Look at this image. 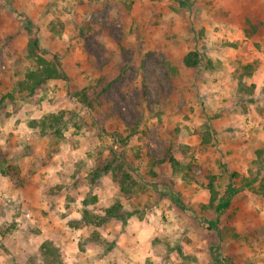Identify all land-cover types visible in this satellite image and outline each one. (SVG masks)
I'll return each mask as SVG.
<instances>
[{"label":"rangeland","instance_id":"obj_1","mask_svg":"<svg viewBox=\"0 0 264 264\" xmlns=\"http://www.w3.org/2000/svg\"><path fill=\"white\" fill-rule=\"evenodd\" d=\"M212 5L215 0H0V264H45L39 247L47 240L67 264L60 235L46 238L31 221L32 213L52 205L50 198L60 194L67 208L81 200L95 206L74 218L68 217L70 211L58 216L79 235L65 245L71 255L97 249L104 259L114 248L120 251L115 243L119 228L113 224L122 220L101 222L105 210L117 204L121 217L134 214L146 220L143 245L156 250L148 251L153 254L145 264H264L259 257L264 211L216 209L226 198H244L245 208L264 200V149L255 150L251 164L245 162L250 166L242 176V167L233 168L228 160L233 151L221 144L230 137L220 140L224 136L213 126L226 119L227 113L218 109L231 103L237 107L238 125H257L264 98L247 102L243 78L234 81L242 73L238 47L227 35L206 34L202 23H211L206 15H213ZM34 36L43 58L57 56L66 80L48 81L29 97L12 89L34 65L23 52ZM192 51L199 53V63L184 68L182 59ZM227 60L233 63L232 73L221 66ZM228 72L232 81L227 77L222 82L218 74ZM96 86L103 92L93 110L72 96ZM22 107L32 109L27 118L62 110L72 115L62 137H43L47 145H36L42 138L34 130V139L27 134L18 143L5 120L15 118ZM238 137L233 133L230 143L242 144ZM115 154L122 155L136 183L127 195L111 173L90 181L91 172ZM61 155L66 160L59 164ZM9 159L15 160L19 175H5ZM231 185L245 188L246 194L224 198ZM155 254L159 260H150ZM97 260L89 264L104 263Z\"/></svg>","mask_w":264,"mask_h":264},{"label":"crops","instance_id":"obj_2","mask_svg":"<svg viewBox=\"0 0 264 264\" xmlns=\"http://www.w3.org/2000/svg\"><path fill=\"white\" fill-rule=\"evenodd\" d=\"M213 9L211 12L213 15L208 17L206 15V19L211 21V23L204 24L202 23L203 28H205L206 34L208 36L212 37H223L227 35V39L230 42H233V46L238 47L237 51L242 56L240 59L241 65H253V70L251 71L250 76H242L243 82L247 85L249 89L248 95H245L244 97L247 102L249 100H258L260 101L261 98H264V94L262 93L263 85H264V0H215V5H212ZM213 11H217L218 13L215 14ZM209 13V12H208ZM213 26L219 27L217 31ZM224 60V59H222ZM230 60L222 61L221 66L222 67H228L230 68V72L234 70L233 63L229 65ZM219 77H221V81H225V79L228 77L232 81V75L221 73V75L218 74ZM240 75L237 76V78L234 81H238ZM234 82H232L233 84ZM234 88V87H233ZM220 89V87H219ZM235 91V88H234ZM220 94L223 93V91H218ZM238 91L234 92V95ZM228 93L225 94V96ZM243 95V94H241ZM242 97V96H241ZM239 97V98H241ZM258 101V102H259ZM251 105L247 104L244 108L249 109ZM259 106H264L263 102L259 103ZM236 110L237 107L231 104H225L223 107L218 109L220 113H227L226 119L220 118L218 121L214 122L216 126L213 124L215 129L217 131H220V137L224 136L223 139L225 140L228 137L232 140V134L234 133L237 137L240 136L239 140L243 141L242 144H238L232 141L230 143V140L228 139L227 142L221 143L227 144V150H232L233 153L229 154V159L231 161L230 164H232L233 168H239L240 166L242 169H240L239 172H242V176H247V167L250 166L252 160H255L256 158L254 152L257 149H264V114H259V120L257 122V125H253L251 128H243L239 124V119H236L235 117L238 116L237 113H233V110ZM29 110V111H28ZM32 109L31 107L29 109H25V107L21 108V111L15 115V118H11V120H5L8 121L9 125L11 126V132H13V141L20 143L24 136H27L29 134L32 137L33 130L27 126L26 120L27 119H39L43 114H36V116H30L26 115L28 112H30ZM212 109H210L211 111ZM28 111V112H27ZM27 112V113H26ZM32 112V111H31ZM52 112V111H51ZM14 116V115H13ZM12 116V117H13ZM17 126H15V123H17ZM24 122V123H23ZM24 126L23 128H20V126ZM9 126V127H10ZM9 129V130H10ZM239 129V130H238ZM251 129V130H250ZM35 136V135H34ZM34 136L32 137L34 139ZM219 137V138H220ZM27 139V137H25ZM32 142V141H31ZM49 142L48 139L42 138L37 142L36 145L45 146ZM223 142V141H222ZM61 148V147H60ZM18 150V148H16ZM14 150V148H13ZM36 153V151L34 152ZM38 153V152H37ZM64 154H74L75 152L68 151V153ZM61 153V154H62ZM18 154V153H16ZM20 159V157H19ZM26 160V158H21V162ZM65 156H60V159L58 160L59 164L65 162ZM261 160L264 163V155L261 156ZM246 161L250 163L248 166H245ZM19 164V161H18ZM56 165V164H55ZM20 167V164H19ZM56 170V166L54 167ZM72 168H75V165L72 166ZM21 169V167H20ZM60 169V167H59ZM44 171H47V165L43 167ZM58 170V169H57ZM51 171V169H50ZM74 170L72 171V173ZM65 178V177H64ZM66 179V178H65ZM58 180V177H57ZM59 183V182H58ZM29 191V190H28ZM27 191V192H28ZM63 195L67 196V193H62ZM246 194L245 188H234L233 185L228 187L227 192L223 193L224 198L225 197H231L232 195H240L243 197ZM50 197V196H49ZM171 197V196H170ZM240 197V198H241ZM52 205H42L39 212H34L32 215L34 217L32 218V226L40 228V234L42 232H45V234L48 235L49 239H55L58 235H60V239H62V247L65 248V257L64 260L67 264H87L90 263V261H103V264H145L147 262V256H151L153 253H148V251L156 250L155 247H148L147 245H143L145 243V230H143L146 226V220H139L134 214H130V218L126 219L123 217V219H120L122 221L116 222L115 225L117 228H119L120 235L116 240V245H119L120 251L117 250V248H114L111 253L107 254V256L102 259L101 253L96 250H87L88 253L86 254H80L78 252L73 253V255L69 254L67 252V247H65L66 243L69 245L70 242L78 238V233H74L73 231H69L70 228L65 225L66 222H62V220L58 217L60 216L61 212H72L71 214H68L69 218H74L78 214V212L81 211H91L95 206L94 205H84L83 200L80 201L78 205L76 203L73 204L71 207H66L63 205V201L60 196H55L50 198ZM238 198L231 199H225L223 203L217 205L216 208H221L222 210H236L238 209L239 212H243L251 210V211H258L262 213L264 211V200H262L259 204L255 205L254 207H247L244 206L247 203L245 202V199L243 198L240 200V202H236ZM171 200V198H170ZM172 201V200H171ZM174 204H179L178 201H172ZM136 210V209H134ZM183 210V208H182ZM42 212H46L44 215ZM132 213V212H131ZM41 214V215H40ZM134 215V216H133ZM73 216V217H72ZM145 218V217H144ZM65 219V218H64ZM63 219V220H64ZM213 222V221H211ZM142 226V229L140 228ZM150 226V225H149ZM153 233H158L156 229L151 225ZM33 228V227H32ZM145 234V235H144ZM112 239L115 238L114 235H108ZM117 236V235H116ZM78 239H75L77 241ZM151 244V243H150ZM67 245V246H68ZM150 249V250H149ZM118 251V252H117ZM120 252V253H119ZM262 254L259 256L261 261H264V251L260 250V253ZM115 254H119V259H114ZM67 256V257H66ZM95 257V258H94ZM97 260V261H98ZM150 260H159V257L155 254L153 255L152 259ZM89 261V262H88Z\"/></svg>","mask_w":264,"mask_h":264},{"label":"trees","instance_id":"obj_3","mask_svg":"<svg viewBox=\"0 0 264 264\" xmlns=\"http://www.w3.org/2000/svg\"><path fill=\"white\" fill-rule=\"evenodd\" d=\"M23 52L25 53V58L34 65L32 68L25 70L22 77L16 81L12 89L14 93L32 97L37 94L38 88L44 86L48 81L66 80V76L61 69L60 62L56 55H54L51 60H46L41 56L40 40L37 37L34 36L28 40ZM198 63L199 53L196 51L188 52L182 59V65L187 69L196 68ZM253 68L252 64L242 65L240 79L242 76H250ZM98 87L99 86L91 87L90 91L89 87L75 90L72 96L80 104L93 110L98 105L99 98L103 92V89L98 90ZM262 92L264 94V85ZM7 96L12 99L9 94ZM69 115L72 114L63 110L57 113H47L39 119L30 120L27 125L36 132L37 138L50 135L62 137L61 131L65 130L66 120L69 118ZM72 125L74 127L77 126L75 121L72 122ZM10 172H13L15 175H19L20 173L13 159H9L5 162V175H8ZM101 173H111L113 179L118 182L120 191L123 194H129L131 189L136 185L129 174L127 163L123 160L122 155L115 154L114 159L109 160L106 165L94 169L90 175L91 183H94ZM251 179L253 181L254 176H252ZM249 183L250 182L246 181L245 185L248 186ZM211 190L212 187H210V191ZM170 198L172 201H177L173 196ZM83 204H87V201L84 200ZM118 208L119 206L117 204L107 208L101 222L114 218L123 219V217L117 213ZM84 214H86V212H84ZM209 224L213 226L214 222H210ZM39 252L45 264H62L61 254L51 241H44L39 247Z\"/></svg>","mask_w":264,"mask_h":264}]
</instances>
